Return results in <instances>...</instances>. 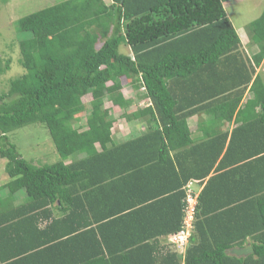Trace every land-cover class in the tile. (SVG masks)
Returning <instances> with one entry per match:
<instances>
[{
  "label": "trees",
  "instance_id": "16d2710c",
  "mask_svg": "<svg viewBox=\"0 0 264 264\" xmlns=\"http://www.w3.org/2000/svg\"><path fill=\"white\" fill-rule=\"evenodd\" d=\"M109 1L66 0L16 23L23 73L0 94V264H264V10L246 27L250 57L230 0ZM123 79L144 106L133 109ZM105 99L124 111L116 120ZM121 121L145 131L119 138ZM37 123L53 164H31L10 141ZM189 185L199 196L182 254L159 238L181 231ZM248 244L254 253L229 254Z\"/></svg>",
  "mask_w": 264,
  "mask_h": 264
},
{
  "label": "rangeland",
  "instance_id": "374dc122",
  "mask_svg": "<svg viewBox=\"0 0 264 264\" xmlns=\"http://www.w3.org/2000/svg\"><path fill=\"white\" fill-rule=\"evenodd\" d=\"M64 1L66 0H4L0 3V65L2 64L1 66L5 69L9 61L10 67L8 70H5L4 73H0V94L7 93L10 86V80L23 73V68L19 63V42L21 36L17 31V21ZM263 10L264 0H242L235 1L234 3H225V11L230 22L238 34H242L243 36H246L244 32H246L247 25L259 18ZM246 38L247 37H245V39ZM246 41L248 40L246 39ZM257 51V48L255 50L251 49L249 53L253 55L254 53H257ZM120 52L132 55L131 49L128 45H122L120 47ZM260 75L264 80V64L260 69ZM122 82V93L126 98L135 100L133 109L144 106L145 104L140 101L142 100L140 99L143 93L142 90L136 91L132 89L129 81L126 79H123ZM90 101V95L84 98L86 111L79 116L81 124L86 122V119L90 114ZM104 106L109 110V115L112 119L116 120L121 113H124L122 109L110 103L107 99H105ZM193 122H191L192 127L196 124V121ZM75 126L78 127L79 124H75ZM133 129L134 128L131 129L130 125L123 122V125H116L114 132L119 138H121L122 135H128L133 132ZM9 138L22 157L35 166L53 164L60 160V156L56 151L50 133L43 124H31L16 129L9 133ZM6 163L7 161L0 157V186H3L10 180L5 170ZM3 194H7V191H4ZM19 195L23 199L26 198L24 190L18 192L15 195V198ZM17 203H20V198L17 199Z\"/></svg>",
  "mask_w": 264,
  "mask_h": 264
},
{
  "label": "crops",
  "instance_id": "0c3cea01",
  "mask_svg": "<svg viewBox=\"0 0 264 264\" xmlns=\"http://www.w3.org/2000/svg\"><path fill=\"white\" fill-rule=\"evenodd\" d=\"M235 1H242V0H230V1H227V2H235ZM105 2H107V3H110V1L109 0H105ZM225 3L226 2H224L223 3V5H224V8H225ZM238 33V32H237ZM244 34L246 35V36H243L242 34L240 35L239 34V36H240V39H241V42H242V46H243V49L245 50V52L248 54V56H250V57H252L253 55L252 54H250L249 53V51L252 49H256L257 48V46L256 45H253V44H250V42H249V38H248V36H247V33L246 32H244ZM245 37H247L246 39L248 40V41H246V39H245ZM264 64V63H263ZM263 64L259 67V68H257L256 69V72H257V74H260V69H261V67L263 66ZM251 97V93H250V91H249V88H248V90L245 92V95H244V99H243V102H245V100L246 99H248V98H250ZM204 117V116H203ZM193 119V118H192ZM193 121H196V124H195V126L197 125V123H198V119L196 118V117H194V119L193 120H189V123H190V125H191V122H193ZM193 123H195V122H193ZM192 126V125H191ZM194 126V127H195ZM130 127H131V129L132 128H134L133 130V132H131L130 134H128L126 137H129L131 134H141V133H143L144 131H145V125H144V123L143 124H141L140 126H138V125H130ZM234 127H235V122H231V123H225V124H223L222 125V127L220 128V127H217V128H214V129H211L210 130V132L212 133L211 134V136H215V135H219V134H221V133H223V132H225V131H228V132H231L233 129H234ZM116 128V127H115ZM123 128V127H122ZM196 129V128H195ZM116 134V133H115ZM117 135V134H116ZM70 161H67L66 163H69ZM17 199V198H16ZM127 201V196H124V197H120V205L122 206L123 205V203H125ZM57 212V214L59 215L60 213L58 212V211H56ZM165 212H168L167 211V209L165 210V209H161V215H158V218H160L161 220H163V221H157V220H153V222L154 223H156L158 226H159V228H162V225H164V223H166L167 221H169V220H167V221H165V219L167 218V216H165ZM173 217L174 216H171V219H173ZM170 236H162V237H160L159 238V241L161 242L160 244H162V245H166V246H171V247H173V248H175L176 250H177V248L176 247H174L173 245H170V243H169V240H168V238H169ZM246 246H252L251 244H248V245H246ZM178 251V250H177Z\"/></svg>",
  "mask_w": 264,
  "mask_h": 264
},
{
  "label": "built area",
  "instance_id": "2783aa9c",
  "mask_svg": "<svg viewBox=\"0 0 264 264\" xmlns=\"http://www.w3.org/2000/svg\"><path fill=\"white\" fill-rule=\"evenodd\" d=\"M188 186L186 207L184 208V220L181 231L171 235L168 240L170 245H173L177 250L184 254L189 245L190 239L193 235L194 223L196 218V207L198 204V192H195L194 188Z\"/></svg>",
  "mask_w": 264,
  "mask_h": 264
},
{
  "label": "water",
  "instance_id": "95a60500",
  "mask_svg": "<svg viewBox=\"0 0 264 264\" xmlns=\"http://www.w3.org/2000/svg\"><path fill=\"white\" fill-rule=\"evenodd\" d=\"M252 253H254L252 246L235 247L229 250V254L236 257H246Z\"/></svg>",
  "mask_w": 264,
  "mask_h": 264
}]
</instances>
